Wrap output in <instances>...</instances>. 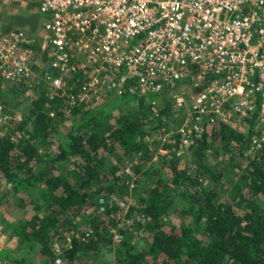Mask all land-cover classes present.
<instances>
[{
	"label": "trees",
	"instance_id": "16d2710c",
	"mask_svg": "<svg viewBox=\"0 0 264 264\" xmlns=\"http://www.w3.org/2000/svg\"><path fill=\"white\" fill-rule=\"evenodd\" d=\"M114 105L70 107L63 100L47 101L41 95L31 99V128L23 135L24 120L11 119L1 127L0 175L7 187L0 194V205L5 196L33 185L40 188L45 204L43 210L32 203L28 209L19 202L9 224L20 241L30 239L39 244L43 263L17 258L3 249L1 262L53 264L52 246L65 237L69 243L61 253L69 264L79 256L90 257L110 247V228L118 224L115 214L120 206L106 203L100 212L97 198L114 195L122 200L115 195L121 187L116 183L118 166L111 158L121 160L142 148L146 151L144 138L148 134V124L141 114L125 113L107 122V113ZM65 119L68 126L63 141L55 149L40 153V143H46L52 130ZM251 129L216 122L189 148L186 163L176 151L159 154L154 167L136 179L145 191L128 206V217L136 215L146 233L143 250L122 231L121 238L113 241L114 264H264V209L243 210L236 201L219 198L222 179L235 169L241 170L238 179L242 186L234 184V200L243 195L242 191L253 200L264 195V147L240 164L249 147ZM213 143L226 154L222 167L210 161ZM70 161L74 162L69 174ZM175 199L181 212L189 216L181 225L170 219ZM81 218L85 222L79 228Z\"/></svg>",
	"mask_w": 264,
	"mask_h": 264
},
{
	"label": "built area",
	"instance_id": "2783aa9c",
	"mask_svg": "<svg viewBox=\"0 0 264 264\" xmlns=\"http://www.w3.org/2000/svg\"><path fill=\"white\" fill-rule=\"evenodd\" d=\"M38 13L40 37L0 33V79L23 95L70 107L169 95L188 111L169 141L189 149L222 122L251 126L245 156L264 147V0H39ZM11 119L0 105V129Z\"/></svg>",
	"mask_w": 264,
	"mask_h": 264
},
{
	"label": "rangeland",
	"instance_id": "374dc122",
	"mask_svg": "<svg viewBox=\"0 0 264 264\" xmlns=\"http://www.w3.org/2000/svg\"><path fill=\"white\" fill-rule=\"evenodd\" d=\"M38 1L39 0H0V33L9 32L17 30L20 28H31V19L35 17L37 20L42 17L38 13ZM34 21V22H35ZM39 26V25H38ZM36 32V35L40 37V29ZM42 33V32H41ZM39 87H35V92ZM115 96L109 93H104L101 95L99 102L89 103L86 105H113L114 107L107 113V122H113L116 118L120 117L125 113H135L141 114L148 124V134L144 138L147 140L146 151L142 148L139 152L133 153L132 156L124 157L121 160H115L111 158V162L116 163L118 166L117 174L119 179L116 181L117 185L121 188L115 195L120 196L122 201L125 203L124 206L118 208L115 219L118 220L116 226L110 228V233L112 235V241L110 247H104L101 249L99 254L93 256H79L71 264H114L115 263V244L113 241H118L121 238V233H126L127 237L135 243V245L140 249L142 248V241L146 239V233L142 229V225H139V220L136 215H130L128 217V206L129 204L136 200L145 191V187L141 184H136V179H140L143 173L148 172L154 167V163L159 158V154H164L170 151H176L183 158L182 160L186 163L187 154L190 152L188 148L180 145L178 137L172 141L167 138L166 135L169 132H174L172 136L175 135L177 128L182 124L183 119L187 114V107H182L176 109L172 104L171 96H155L148 99L131 97L128 100L116 102ZM30 97L23 95V93L18 89V86L11 85L10 83L0 79V105L3 106V110L6 114L14 117H21L22 120L26 121V126L21 132L23 133L30 129V117H29V107L31 102ZM115 99V100H114ZM67 121L63 120L58 123L55 130H52L46 143H40L39 151L40 153H45L49 150L55 149L64 139L65 133L67 131ZM247 125H237L235 128H240L245 130ZM1 131V129H0ZM2 132V131H1ZM25 135V134H24ZM169 144L170 149L166 146ZM211 149L212 156L210 161L219 162V167L225 164V156L220 146H216L214 143ZM146 155H142V153ZM107 157V158H108ZM249 157L243 154L240 164H244ZM74 161L68 163V169L71 173L72 164ZM191 163V159L189 160ZM67 164L62 165V169L65 168ZM218 167V169H219ZM194 169V168H193ZM61 170V169H60ZM235 172L226 176L222 179L221 187L219 191L220 199H232L233 202L238 203V207L241 209H248L250 207H261L264 209V195L258 196L256 199L247 198L246 194H241L237 200H234L235 191L233 189L234 184H239L242 186V182L238 179L241 174V170H234ZM65 173V171H62ZM67 174V173H65ZM204 181V180H203ZM240 181V182H239ZM205 182V181H204ZM7 185L0 175V194L3 193V189ZM41 190L36 185L29 186L26 189L16 193L14 195H7L2 200L0 205V249L8 251L10 254L17 258L25 257L27 260H31L36 263H43L44 257L41 256L39 252V244L34 243L32 240L28 239L26 241H20V239L14 235L10 230V220L12 216L17 212V204L19 202L25 203L28 209H31V203L33 205H40L42 210L45 208L43 203V198L41 197ZM173 202L174 211L170 215L171 222L175 225H181L189 220V216L180 210V204L178 200ZM238 201V202H237ZM35 203V204H34ZM239 210V209H238ZM85 218L78 220V227L81 228L84 224ZM67 238L59 239L53 244L54 249V259L53 264H56L55 260L57 257L62 259V264H69V261L63 259L62 248L68 243ZM46 261H50L48 257H45ZM0 264H5L0 261Z\"/></svg>",
	"mask_w": 264,
	"mask_h": 264
},
{
	"label": "crops",
	"instance_id": "0c3cea01",
	"mask_svg": "<svg viewBox=\"0 0 264 264\" xmlns=\"http://www.w3.org/2000/svg\"><path fill=\"white\" fill-rule=\"evenodd\" d=\"M35 21V17L33 18V19H31V22H32V24H31V28H20V29H18V30H25L26 32H34V33H36L37 31H39L38 30V25H39V20H37L38 22H37V24H36V21Z\"/></svg>",
	"mask_w": 264,
	"mask_h": 264
}]
</instances>
